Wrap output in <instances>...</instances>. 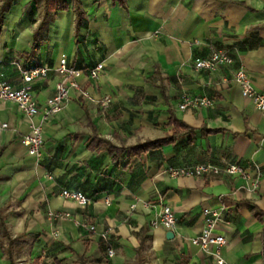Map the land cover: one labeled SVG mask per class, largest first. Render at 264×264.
I'll return each mask as SVG.
<instances>
[{
    "label": "crops",
    "instance_id": "obj_1",
    "mask_svg": "<svg viewBox=\"0 0 264 264\" xmlns=\"http://www.w3.org/2000/svg\"><path fill=\"white\" fill-rule=\"evenodd\" d=\"M219 50L230 63L194 68ZM62 56L78 69L102 62L104 72L79 78L83 94L70 90L48 121L0 104L8 125L0 134V264H134L148 255L153 264H214L190 242L204 208L223 209L215 231L226 263L264 264V115L233 80L242 67L264 95V0H0L3 81L18 88L19 68H54ZM57 80L50 72L32 84L40 108ZM183 94L213 105L180 111ZM173 118L192 132L155 151L129 150L174 135ZM31 125L43 131L38 159L23 143ZM203 163L236 164L247 175L167 172ZM63 188L89 205L64 199ZM161 205L175 214L172 239L151 226Z\"/></svg>",
    "mask_w": 264,
    "mask_h": 264
},
{
    "label": "built area",
    "instance_id": "obj_2",
    "mask_svg": "<svg viewBox=\"0 0 264 264\" xmlns=\"http://www.w3.org/2000/svg\"><path fill=\"white\" fill-rule=\"evenodd\" d=\"M17 62L15 61L14 64L17 65ZM230 62L231 58L229 55L219 50L212 52L208 57L197 59L194 63V68L196 70L214 71L216 68ZM104 68L105 65L100 62L90 68L78 69L70 65L65 56L59 59L57 66L54 68L48 65L34 68H19L21 86L18 88L3 81L0 76V104L14 103L22 116L27 118L41 116L42 120L48 121L51 117L65 109L70 90H75L78 96L83 94L80 85L77 83L79 78L86 76L91 80H96L104 72ZM50 72H53L58 78L55 91L53 95L45 100L42 108H40L31 93V86L37 80L46 79ZM233 80L239 87L242 97L249 99L254 107L264 115V95L255 91L248 72L242 67L238 68L234 73ZM105 102H108L107 98ZM212 105L213 102L207 96L190 97L187 94H183L178 108L180 111H183L187 108L212 107ZM6 129H8L7 123L0 122V134ZM23 143L28 155L38 159L44 148V137L41 127L31 125V130L23 137ZM167 172L173 177H205L221 174L230 176L241 175L244 177L247 175L236 164L217 166L203 163L170 168ZM60 195L64 199L74 201L82 208L90 203L89 199L77 190L63 188ZM202 215L203 229L199 235L190 239L191 244L199 248L203 253L210 255L214 264H236L226 263L221 258V250L226 241L221 234L216 233L215 229L223 218V209L204 208ZM66 216L68 215L66 214ZM151 226L162 227L166 231L174 232L176 218L172 208L168 205H161L156 218L151 221ZM90 229L94 230V227H90ZM103 237L106 238V255L108 258H111L114 255V251L108 242L107 233H104Z\"/></svg>",
    "mask_w": 264,
    "mask_h": 264
},
{
    "label": "trees",
    "instance_id": "obj_3",
    "mask_svg": "<svg viewBox=\"0 0 264 264\" xmlns=\"http://www.w3.org/2000/svg\"><path fill=\"white\" fill-rule=\"evenodd\" d=\"M80 22H81V14H80V12H78L77 13V27L79 26ZM171 124L175 128V134L174 135L169 136V137H165V138H161V139H157V140H153V141H146L143 143H138L134 146H131L129 148V150L135 155H138L140 153L147 152V151H155L158 148H160L163 144L173 142L178 134H181L182 132L185 134H189L192 132V129H190L185 124H183L182 122H180L179 120H177L175 118H173L171 120ZM103 142H105L106 145L111 146V144L109 142H107V141H103Z\"/></svg>",
    "mask_w": 264,
    "mask_h": 264
},
{
    "label": "rangeland",
    "instance_id": "obj_4",
    "mask_svg": "<svg viewBox=\"0 0 264 264\" xmlns=\"http://www.w3.org/2000/svg\"><path fill=\"white\" fill-rule=\"evenodd\" d=\"M37 13L38 12H35V13H33L34 15V17H37ZM109 242V241H108ZM109 244H110V242H109ZM111 245V244H110ZM107 246V245H106ZM147 253H145V255H146ZM146 258L147 259H145V260H141V259H139V260H137L134 264H153L152 262H151V258H150V255H148V256H146Z\"/></svg>",
    "mask_w": 264,
    "mask_h": 264
},
{
    "label": "water",
    "instance_id": "obj_5",
    "mask_svg": "<svg viewBox=\"0 0 264 264\" xmlns=\"http://www.w3.org/2000/svg\"><path fill=\"white\" fill-rule=\"evenodd\" d=\"M166 238L167 239H172L173 238V232L168 231L167 234H166Z\"/></svg>",
    "mask_w": 264,
    "mask_h": 264
}]
</instances>
